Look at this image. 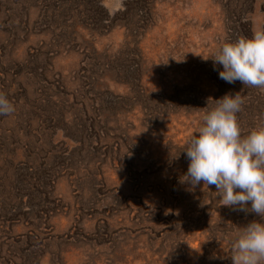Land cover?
Returning a JSON list of instances; mask_svg holds the SVG:
<instances>
[{
  "label": "rangeland",
  "instance_id": "rangeland-1",
  "mask_svg": "<svg viewBox=\"0 0 264 264\" xmlns=\"http://www.w3.org/2000/svg\"><path fill=\"white\" fill-rule=\"evenodd\" d=\"M261 28L264 0H0V264H232L259 217L183 183V151L227 93L264 124L211 59Z\"/></svg>",
  "mask_w": 264,
  "mask_h": 264
},
{
  "label": "clouds",
  "instance_id": "clouds-1",
  "mask_svg": "<svg viewBox=\"0 0 264 264\" xmlns=\"http://www.w3.org/2000/svg\"><path fill=\"white\" fill-rule=\"evenodd\" d=\"M211 59L226 83L264 89V28L223 43ZM215 101L183 151L189 164L182 182L215 186L221 206L259 217L231 237V259L232 264H264V124L242 135L237 114L244 99L227 93ZM14 111L0 94V116Z\"/></svg>",
  "mask_w": 264,
  "mask_h": 264
}]
</instances>
